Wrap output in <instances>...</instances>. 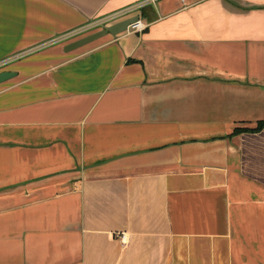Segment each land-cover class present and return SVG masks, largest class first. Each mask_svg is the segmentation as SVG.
<instances>
[{
	"label": "crops",
	"instance_id": "0c3cea01",
	"mask_svg": "<svg viewBox=\"0 0 264 264\" xmlns=\"http://www.w3.org/2000/svg\"><path fill=\"white\" fill-rule=\"evenodd\" d=\"M1 72L0 264H264V0H0Z\"/></svg>",
	"mask_w": 264,
	"mask_h": 264
},
{
	"label": "water",
	"instance_id": "95a60500",
	"mask_svg": "<svg viewBox=\"0 0 264 264\" xmlns=\"http://www.w3.org/2000/svg\"><path fill=\"white\" fill-rule=\"evenodd\" d=\"M137 20H138V18L135 17V18L123 21V22H121V23H119L117 25H114L113 27L107 28V30H104L102 32L93 34V35H91L89 37H86V38H84L82 40H79V41L73 43L72 45H70V48H76V47L82 46V45H84L86 43H89V42L101 37L102 35H105L106 32H109V33H111L113 35H118L120 33L126 32V31H128V28L131 25L136 23ZM15 76H16V74L13 73V72H1L0 73V84L12 79Z\"/></svg>",
	"mask_w": 264,
	"mask_h": 264
},
{
	"label": "built area",
	"instance_id": "2783aa9c",
	"mask_svg": "<svg viewBox=\"0 0 264 264\" xmlns=\"http://www.w3.org/2000/svg\"><path fill=\"white\" fill-rule=\"evenodd\" d=\"M103 22H104V21H102V20H100V21H99V20H98V21H94V22L90 23V24H89L88 26H86V27H83V28H81V29H78V30H76V31H73V32L67 34L63 39H70L71 37H74V36H76V35H79V34H81V33H83V32L88 31L90 28H94V27H96V26H101V25L103 24ZM143 29H144V27H143V24L141 23V21H138V22L134 23V24L130 27V31H132V32H134V33L141 32V31H143ZM125 239H126L125 234H121V236H120V241H121L122 243H125V242H126Z\"/></svg>",
	"mask_w": 264,
	"mask_h": 264
},
{
	"label": "trees",
	"instance_id": "16d2710c",
	"mask_svg": "<svg viewBox=\"0 0 264 264\" xmlns=\"http://www.w3.org/2000/svg\"><path fill=\"white\" fill-rule=\"evenodd\" d=\"M262 129H264V122L259 123V125H258L257 129H255V131H260V130H262ZM240 131H241V130L238 129V130H236L235 132L238 133V132H240Z\"/></svg>",
	"mask_w": 264,
	"mask_h": 264
}]
</instances>
